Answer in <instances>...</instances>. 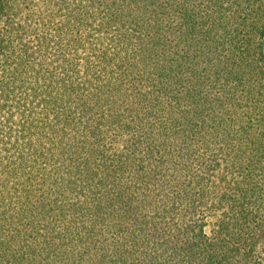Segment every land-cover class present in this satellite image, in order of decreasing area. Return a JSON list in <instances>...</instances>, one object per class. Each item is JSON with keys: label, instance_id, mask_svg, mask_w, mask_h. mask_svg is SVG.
Returning a JSON list of instances; mask_svg holds the SVG:
<instances>
[{"label": "trees", "instance_id": "obj_1", "mask_svg": "<svg viewBox=\"0 0 264 264\" xmlns=\"http://www.w3.org/2000/svg\"><path fill=\"white\" fill-rule=\"evenodd\" d=\"M52 17L17 50L0 264H257L264 0H56Z\"/></svg>", "mask_w": 264, "mask_h": 264}, {"label": "rangeland", "instance_id": "obj_2", "mask_svg": "<svg viewBox=\"0 0 264 264\" xmlns=\"http://www.w3.org/2000/svg\"><path fill=\"white\" fill-rule=\"evenodd\" d=\"M4 1L0 14V176L6 166L11 170L17 164V50L23 43L37 49L38 37L60 29V21L52 17L56 0ZM257 256V264H264V243Z\"/></svg>", "mask_w": 264, "mask_h": 264}]
</instances>
